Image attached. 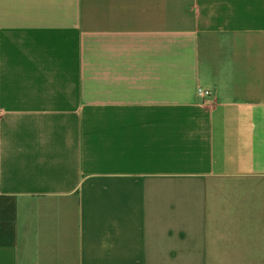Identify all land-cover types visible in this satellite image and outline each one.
Wrapping results in <instances>:
<instances>
[{
  "label": "crops",
  "instance_id": "crops-1",
  "mask_svg": "<svg viewBox=\"0 0 264 264\" xmlns=\"http://www.w3.org/2000/svg\"><path fill=\"white\" fill-rule=\"evenodd\" d=\"M0 264H264V0H0Z\"/></svg>",
  "mask_w": 264,
  "mask_h": 264
},
{
  "label": "built area",
  "instance_id": "built-area-1",
  "mask_svg": "<svg viewBox=\"0 0 264 264\" xmlns=\"http://www.w3.org/2000/svg\"><path fill=\"white\" fill-rule=\"evenodd\" d=\"M196 96L202 102H205L206 100L211 99L212 91L210 89H207V88L199 87L196 90Z\"/></svg>",
  "mask_w": 264,
  "mask_h": 264
}]
</instances>
